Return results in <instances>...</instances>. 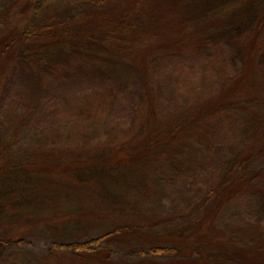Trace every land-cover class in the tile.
I'll return each mask as SVG.
<instances>
[{
	"label": "trees",
	"instance_id": "obj_1",
	"mask_svg": "<svg viewBox=\"0 0 264 264\" xmlns=\"http://www.w3.org/2000/svg\"><path fill=\"white\" fill-rule=\"evenodd\" d=\"M11 6L14 21L0 15V56L9 52L11 59L21 57L30 64L88 61L105 69L134 62L144 85L146 104L135 131L121 136L102 126L97 158L57 161L53 152L59 148L40 147L27 123L1 136L16 147L4 143L0 175L18 171L25 176L11 185L9 180L8 191L33 184L30 177L47 184L53 176L57 185L66 181L77 187L86 175L88 180H129L134 199L112 211L132 214L137 223L121 216L122 221L115 220L98 237L48 248L79 254L88 264H264V222L243 209L254 196L261 204L258 216L264 215V0H207L202 12L183 7L181 0L163 5L148 0H11ZM165 24L175 33L171 41L161 40L167 44L157 42L138 53L139 44L153 32L157 36ZM218 34L236 37L245 59L242 71L201 98L160 106L154 95L159 74L152 60L172 52L171 47L193 48ZM240 129L244 135L235 134ZM219 145H227V152ZM34 147L40 148L36 156L20 155L13 161L15 154L36 153ZM171 156L195 167L204 163L201 169L220 167L204 171L207 181L198 188L193 183L186 203L178 206L163 205L158 198ZM213 156H221L218 167L206 163ZM5 182L0 177L4 196ZM102 192L100 184L104 202ZM8 204L15 209L10 198ZM57 217L60 223L75 218L64 213ZM16 240L18 245L24 241ZM10 242L0 240V246ZM114 247L124 252L122 259L112 257Z\"/></svg>",
	"mask_w": 264,
	"mask_h": 264
},
{
	"label": "rangeland",
	"instance_id": "obj_2",
	"mask_svg": "<svg viewBox=\"0 0 264 264\" xmlns=\"http://www.w3.org/2000/svg\"><path fill=\"white\" fill-rule=\"evenodd\" d=\"M69 1L84 4L88 0ZM155 1H162V5L169 2L148 0L149 3ZM206 1L181 0V4L187 9L202 12ZM12 8L11 0H0L2 18L7 15L9 20L14 21ZM2 21L9 23L7 19ZM164 26L157 36L155 32L148 35L146 41L137 47L138 51L147 50L161 40L171 41L175 33L166 24ZM237 47L234 34H218L193 48L176 50L171 47L172 52L152 60V68L159 74L154 95L160 106L193 101L226 84L228 78L235 77L245 65V59ZM142 51L138 53L142 54ZM8 53L0 56V165L6 160L4 143L7 142L10 148L16 147L6 139V135L2 140L1 136L20 129L22 123L29 124L36 136L34 133L31 135L36 137L40 147L59 148L53 153L57 161L63 162L97 158L102 126L121 136L131 135L135 131L140 111L146 103L144 85L134 62H121L119 66L109 69L89 65L88 61L61 65L64 61L60 63L57 59L30 64L21 57L11 59ZM235 134L244 135L243 129ZM33 149L37 152L24 153L26 156L15 154L13 161L20 159V155L31 158L40 152L39 147ZM227 150V145L220 146V151L226 153ZM220 157L213 156L206 163L218 167L222 164ZM169 159L168 165L163 168V187H158L161 191L158 198L166 206L185 204L193 190V183L198 188L199 183L204 185L207 181L204 171L220 168L201 169L204 163L195 167L191 162H182L174 156ZM92 173H96L95 169H92ZM0 177L6 181L5 196L0 188V240L11 241L9 245L0 246V264H88L79 254L68 250L54 252L48 246L98 237L115 226L112 222L117 219L118 222L122 221L119 219L121 216L125 219L130 217L127 219L129 222L139 221L127 212L120 214L119 208V211H112L116 205L123 207L134 199L126 184L129 181L127 176L100 181L88 180L89 176L86 175L87 180L81 181L85 184L82 187L79 186L82 183L77 187L66 181L57 185L53 176H49L47 184H38L35 182L37 178L30 177L33 184L29 185L35 187L37 195L32 194L29 185L20 186L18 192L14 189L8 191L9 180L8 185H11L25 177L18 171H8ZM100 184L103 185L104 202L99 194ZM52 191L56 194L52 195ZM9 198L15 204L14 210L8 204ZM251 198L244 211L253 219L264 222V215L262 218L258 216L262 214L259 211L260 201H256L254 196ZM105 202L111 207L106 208ZM62 213L75 218L71 222L60 223L57 216ZM20 237L24 243H14ZM123 254L119 248H113L115 261L122 259Z\"/></svg>",
	"mask_w": 264,
	"mask_h": 264
}]
</instances>
